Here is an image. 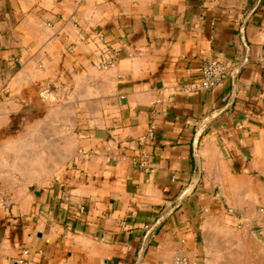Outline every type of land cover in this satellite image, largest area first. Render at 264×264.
<instances>
[{"label": "crops", "instance_id": "obj_1", "mask_svg": "<svg viewBox=\"0 0 264 264\" xmlns=\"http://www.w3.org/2000/svg\"><path fill=\"white\" fill-rule=\"evenodd\" d=\"M257 173L264 0H0V264H223Z\"/></svg>", "mask_w": 264, "mask_h": 264}, {"label": "rangeland", "instance_id": "obj_2", "mask_svg": "<svg viewBox=\"0 0 264 264\" xmlns=\"http://www.w3.org/2000/svg\"><path fill=\"white\" fill-rule=\"evenodd\" d=\"M260 187V203L257 207V215L254 219L248 218L244 213H239L238 230L244 234H235L231 242L234 241L233 250H229L221 256L223 264H264V174H255ZM248 210H246L247 212ZM245 231V232H244Z\"/></svg>", "mask_w": 264, "mask_h": 264}, {"label": "built area", "instance_id": "obj_3", "mask_svg": "<svg viewBox=\"0 0 264 264\" xmlns=\"http://www.w3.org/2000/svg\"><path fill=\"white\" fill-rule=\"evenodd\" d=\"M100 45L105 44V39L100 36L99 38ZM114 63V60L106 61L104 64L101 65V67L107 68L111 66ZM230 76L229 67L226 63L218 60L217 58H208L203 63V69L201 72V77L198 81L191 83L190 85L183 88V92L186 93H196L201 91H210L215 89L222 81ZM228 100L227 98H224L223 101ZM154 137V131L151 129L149 131V138ZM151 156L147 153H143L140 155L138 164L140 167L144 168L145 171L149 172L151 170ZM63 200L68 202L70 201V196L65 193L63 195ZM0 205L3 208H12L14 203L12 200L11 194L3 189H0ZM78 211L80 213L86 212V207L84 205H78L77 207ZM24 255H28V251H23ZM2 254L0 252V260L2 259ZM174 264H191V261L183 256V255H177L174 259Z\"/></svg>", "mask_w": 264, "mask_h": 264}, {"label": "water", "instance_id": "obj_4", "mask_svg": "<svg viewBox=\"0 0 264 264\" xmlns=\"http://www.w3.org/2000/svg\"><path fill=\"white\" fill-rule=\"evenodd\" d=\"M198 146V139L195 141V147ZM195 173H194V181H193V189L196 188L197 184L199 183L201 176H202V172H201V166H200V159L198 156L195 157Z\"/></svg>", "mask_w": 264, "mask_h": 264}]
</instances>
